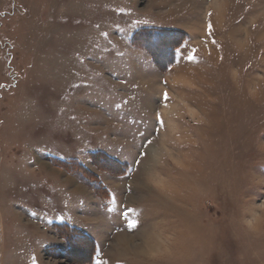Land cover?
I'll list each match as a JSON object with an SVG mask.
<instances>
[{
    "label": "rangeland",
    "instance_id": "1",
    "mask_svg": "<svg viewBox=\"0 0 264 264\" xmlns=\"http://www.w3.org/2000/svg\"><path fill=\"white\" fill-rule=\"evenodd\" d=\"M260 84L264 0H0V264H264Z\"/></svg>",
    "mask_w": 264,
    "mask_h": 264
},
{
    "label": "snow or ice",
    "instance_id": "2",
    "mask_svg": "<svg viewBox=\"0 0 264 264\" xmlns=\"http://www.w3.org/2000/svg\"><path fill=\"white\" fill-rule=\"evenodd\" d=\"M210 15H211V13H209V16H210ZM252 26L255 27L256 25L253 24ZM207 33H208L209 36H212V37H213L211 43L214 44V45H217L218 47H221V46L218 44V42H217V40L215 39V37H214V26H213L211 20H209V22H208V24H207ZM197 51H198V50H197L196 48H193V49H192V53L189 54V55L187 56V59H188L189 61L196 62V61L198 60V56L196 55ZM219 59H220L221 61H223V60H224V56H223V55H220ZM164 83L167 84L168 82L165 80ZM190 86H191V87H194V85H190ZM256 87L258 88L259 85H257ZM255 90H256V89H253L252 91L255 92ZM162 98H163L164 101H168V100L170 99V96H169V93H168L167 90H165V91L163 92V96H162ZM158 123H159V124H164V120H163L162 116L158 118ZM147 144H148L149 146H151V145L153 144V140H151V139L147 140ZM141 155H143V156H148L149 153L144 152V153H141ZM168 159H171V156H170V155L168 156ZM156 162L159 163V164H163V160H161L159 154H156ZM177 163H180V162L177 161ZM180 166L183 167V164L180 163ZM144 180H145V183L148 184V185H154V186H156L157 188H161V187H163V177H162L158 172H155V170H154V174H149V175H147L146 177H144ZM139 225H140V221H139V220H133V221H131V222L129 223L128 226H129L130 228H132V229H136V228L139 227ZM163 254L172 255V250H171L170 248H168V247H165L163 253H155V252L152 253L153 256H156V255H163Z\"/></svg>",
    "mask_w": 264,
    "mask_h": 264
},
{
    "label": "clouds",
    "instance_id": "3",
    "mask_svg": "<svg viewBox=\"0 0 264 264\" xmlns=\"http://www.w3.org/2000/svg\"><path fill=\"white\" fill-rule=\"evenodd\" d=\"M253 89H256L255 92ZM248 94L253 100L264 98V84H260L258 88L250 87ZM257 209L242 220V226L250 236L264 237V201L258 203Z\"/></svg>",
    "mask_w": 264,
    "mask_h": 264
},
{
    "label": "trees",
    "instance_id": "4",
    "mask_svg": "<svg viewBox=\"0 0 264 264\" xmlns=\"http://www.w3.org/2000/svg\"><path fill=\"white\" fill-rule=\"evenodd\" d=\"M152 35H153V37H154V38L152 39L154 42H156L157 40H158V41L160 40V37H158L156 34H155V35L152 34V33L149 34V36H152ZM135 40H136V39H135ZM171 49H172V47H171ZM64 226H66L67 228H70V227H71V226L68 225V224H65ZM70 229H72V228H70ZM74 229H77V228H74ZM74 229H72V230H74Z\"/></svg>",
    "mask_w": 264,
    "mask_h": 264
},
{
    "label": "bare ground",
    "instance_id": "5",
    "mask_svg": "<svg viewBox=\"0 0 264 264\" xmlns=\"http://www.w3.org/2000/svg\"><path fill=\"white\" fill-rule=\"evenodd\" d=\"M125 240H126V239H125ZM125 240H124V241H125Z\"/></svg>",
    "mask_w": 264,
    "mask_h": 264
},
{
    "label": "crops",
    "instance_id": "6",
    "mask_svg": "<svg viewBox=\"0 0 264 264\" xmlns=\"http://www.w3.org/2000/svg\"><path fill=\"white\" fill-rule=\"evenodd\" d=\"M71 225V224H70Z\"/></svg>",
    "mask_w": 264,
    "mask_h": 264
}]
</instances>
